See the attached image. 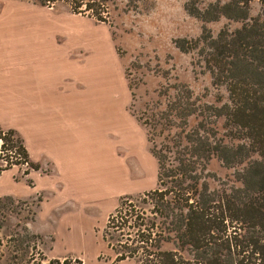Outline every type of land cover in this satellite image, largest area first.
Instances as JSON below:
<instances>
[{"label": "trees", "instance_id": "obj_1", "mask_svg": "<svg viewBox=\"0 0 264 264\" xmlns=\"http://www.w3.org/2000/svg\"><path fill=\"white\" fill-rule=\"evenodd\" d=\"M115 1L72 0L71 9L107 22L108 4ZM252 1L217 0L205 8L197 1H187V11L204 23L222 17L241 22L235 29L225 25L216 36L205 25L196 39L175 41L181 51L196 53L197 64L211 74L213 84L226 88L228 101L220 106L203 103L187 85L173 86L177 93L162 112L166 121L162 131L147 132L158 175L157 187L145 192L144 199L153 203L152 212L162 222L159 238H155L156 224L150 219V224H145L148 220L136 214V223L129 225L128 218L112 214L107 231L120 226L136 231L122 244L127 252L118 260L131 257L142 264H264V1L256 16L251 15ZM220 118L231 131L230 139L238 142L228 143L218 137L216 123ZM170 129L171 134L163 136L161 142L156 140L155 136ZM0 140L5 148L12 142V157H21L32 169L40 168L31 162L16 130L0 127ZM253 154L259 159H253ZM214 158L225 167H239L235 173L239 186L222 181L209 170ZM211 179L219 186L212 187ZM134 214L130 212V216ZM21 229L28 240L39 237L30 234L27 225ZM10 239L13 242L16 238ZM163 244L172 247L163 248ZM26 247V240L21 239L11 258L24 255Z\"/></svg>", "mask_w": 264, "mask_h": 264}, {"label": "rangeland", "instance_id": "obj_2", "mask_svg": "<svg viewBox=\"0 0 264 264\" xmlns=\"http://www.w3.org/2000/svg\"><path fill=\"white\" fill-rule=\"evenodd\" d=\"M76 1L78 0H74ZM187 1L116 0L108 4L106 13L108 21L99 22L88 13L84 15L74 13L71 9L72 0H0V27L6 28L7 32H12L14 28L47 27L51 33L68 32L72 37L78 35L80 44L87 47L85 52L87 61L93 58L94 43L101 42L102 47L98 50L103 66L105 67L107 62L109 65L110 61L116 64L114 71L118 78V92L125 93L124 96L131 100L128 104L129 111L137 119L140 118V129L148 140L149 130L160 132L163 129L162 124L166 123L162 112L165 111L167 102L174 100L177 93L173 88L175 85H187L203 103L220 106L228 101V91L224 86L218 87L213 84L211 74L203 71L197 64L196 53L181 51L175 41L179 38L196 39L202 34L205 25L216 36L225 25L235 29L241 26V22L229 21L222 17L218 21L204 23L187 11ZM194 1L198 2L199 7L205 8L210 2L217 0ZM263 1H252L251 15L256 16L262 11ZM40 59L39 56L38 60ZM13 102V99H0V127L5 131L15 129L28 152L29 131L21 129L22 126L20 129L14 127L16 124L19 125V119L15 117ZM145 122H148L147 125ZM191 122L194 124L193 118ZM151 126L156 129H152ZM216 128L219 131L218 137L224 138L225 142H238L230 139L231 131L224 118L217 120ZM171 130H164V133L155 136L156 140L161 142L163 136L171 134ZM131 133L135 134L136 142L137 130L134 127ZM11 143L9 142L5 148L2 145L3 141L0 140V177L3 171L14 169L15 177L11 182L15 178L22 181L23 178H29L27 175L32 168L29 164L26 165L23 159L18 161L11 157ZM118 144L119 158L121 155L129 158L126 164L130 168L133 161L129 157L130 150L125 148V153L123 152L120 139ZM148 147L149 150L145 148V152L149 153V156L145 157L144 164H141L144 169L143 183L147 188L138 193L123 194L125 188L134 187L139 183L136 180L139 176L135 170L137 166L132 165L133 181L128 179L125 184L126 178L118 177V180L113 178L111 188L106 193L108 199L105 201V204L111 207L108 209L106 205L94 204L91 209L88 204L84 205L88 208H80L77 213L85 215L86 222H80L78 226H71L73 222H68L67 226L58 227L54 225L53 214L50 223L45 222V215L50 213L48 207L44 208L40 220L37 221L40 201L43 199L41 195L33 199L0 196V254H2L0 264H48L52 260L59 262L54 264H142L137 258L127 257L118 260L121 253L127 252L122 244L127 242V238L135 235V228L120 226L107 230L112 214L119 213V216L128 218L129 225L136 223V214H139L148 220L145 224L149 225L150 222L156 224L153 231L155 238H159L162 222L159 221L158 215L152 212L153 203L144 199L145 192L157 187L158 175V165L150 151L149 141ZM252 158L259 159V156L253 154ZM50 168L43 166V173ZM238 168L225 167L216 158L209 165V170L217 178L236 186L240 185L235 178ZM35 170L39 169L32 171ZM210 182L212 187L219 186L217 181L211 179ZM26 183L33 185V180L28 179ZM130 212L135 214L130 216ZM24 225H27L30 234L39 237H31L28 240L21 229ZM145 227L147 228V225L143 226ZM11 237L16 239L11 242ZM21 239L26 240V253L24 255L20 253L17 259L12 256V259L11 251L17 248ZM162 246L172 247L169 244Z\"/></svg>", "mask_w": 264, "mask_h": 264}, {"label": "crops", "instance_id": "obj_3", "mask_svg": "<svg viewBox=\"0 0 264 264\" xmlns=\"http://www.w3.org/2000/svg\"><path fill=\"white\" fill-rule=\"evenodd\" d=\"M80 43L78 35L51 33L47 27L14 28L12 32L0 27V99H13L19 119L14 127L28 129L29 157L40 167L32 169L29 178L13 182L14 169L3 171L0 196H43L37 221L48 207L45 222L50 223L54 215L58 227L86 222L77 211L88 208L86 204L91 209L94 204L106 205L113 178L124 177L125 184L133 181L134 166L139 183L125 188L123 194L147 188L141 164L149 156L145 152L148 140L129 111L131 100L118 92L116 64L110 61L103 66L101 42L94 43L93 58L87 61V47ZM119 139L123 152L130 150L133 161L129 162L134 165L130 168L129 158H119ZM43 166L51 168L43 173ZM28 179L33 185H27Z\"/></svg>", "mask_w": 264, "mask_h": 264}, {"label": "built area", "instance_id": "obj_4", "mask_svg": "<svg viewBox=\"0 0 264 264\" xmlns=\"http://www.w3.org/2000/svg\"><path fill=\"white\" fill-rule=\"evenodd\" d=\"M11 157H12V156H11ZM12 158H13V157H12ZM15 159L19 161V159H22V158H21V157H16V156H15ZM12 160H13V159H12ZM12 160H11V161H12ZM27 164H28V163L26 162V165H27Z\"/></svg>", "mask_w": 264, "mask_h": 264}]
</instances>
